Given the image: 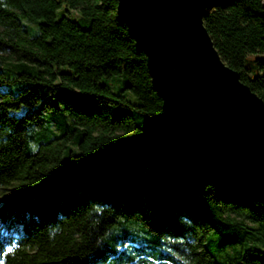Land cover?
I'll return each mask as SVG.
<instances>
[{
  "label": "trees",
  "instance_id": "1",
  "mask_svg": "<svg viewBox=\"0 0 264 264\" xmlns=\"http://www.w3.org/2000/svg\"><path fill=\"white\" fill-rule=\"evenodd\" d=\"M116 3L0 0V264H264V183L179 136ZM203 23L264 100V1Z\"/></svg>",
  "mask_w": 264,
  "mask_h": 264
},
{
  "label": "water",
  "instance_id": "2",
  "mask_svg": "<svg viewBox=\"0 0 264 264\" xmlns=\"http://www.w3.org/2000/svg\"><path fill=\"white\" fill-rule=\"evenodd\" d=\"M214 0H117L179 136L264 183V100L221 59L203 23Z\"/></svg>",
  "mask_w": 264,
  "mask_h": 264
},
{
  "label": "rangeland",
  "instance_id": "3",
  "mask_svg": "<svg viewBox=\"0 0 264 264\" xmlns=\"http://www.w3.org/2000/svg\"><path fill=\"white\" fill-rule=\"evenodd\" d=\"M24 23L27 25H30L31 27H32V25H34V29L31 30V34L38 33V29H37V26L35 23L34 24L29 23L27 20H24ZM6 88L8 89L9 87H6ZM149 154H150L149 156H145L146 158H148L149 162L158 163L159 153L155 150H150ZM83 171H84V173H83L82 177H86V178L91 177V176L101 177V176H104L110 172V166L107 163L102 161V162H98L95 165L84 167ZM81 181H83V180L82 179L79 180V182H77L76 185L77 186L80 185Z\"/></svg>",
  "mask_w": 264,
  "mask_h": 264
},
{
  "label": "snow or ice",
  "instance_id": "4",
  "mask_svg": "<svg viewBox=\"0 0 264 264\" xmlns=\"http://www.w3.org/2000/svg\"><path fill=\"white\" fill-rule=\"evenodd\" d=\"M11 250H12L11 248L8 249V251H11Z\"/></svg>",
  "mask_w": 264,
  "mask_h": 264
}]
</instances>
